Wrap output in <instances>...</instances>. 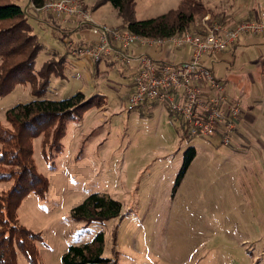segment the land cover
Instances as JSON below:
<instances>
[{
  "label": "rangeland",
  "instance_id": "obj_1",
  "mask_svg": "<svg viewBox=\"0 0 264 264\" xmlns=\"http://www.w3.org/2000/svg\"><path fill=\"white\" fill-rule=\"evenodd\" d=\"M79 1L96 25L108 29L123 25L110 3L97 6L99 0ZM182 1L137 0L136 20L164 15ZM202 1L228 11L238 10L243 3ZM246 1L257 11L264 10V0ZM16 3L24 9L29 6V0ZM236 17L242 18L240 13ZM72 19L76 22L71 29L50 16L42 17L48 24L30 19L33 33L44 46L35 70L67 55L63 74L52 79L46 98L58 101L82 92L86 98L102 96V104L68 126L63 152L54 166L44 156L43 136L33 141V159L49 190L44 197L35 193L25 197L17 219L40 234L34 264H63L69 246L88 243L98 232L105 234L103 256L116 264H264V76L260 80L250 62L258 59V49L239 54L235 66L232 59L215 67V76L229 97L238 98L244 115L255 119L250 122L243 117L231 145L226 146L219 135L190 137L161 104L146 103L130 110V70L120 64L73 59L71 50L87 40L89 30L79 28L77 19ZM137 52H150L156 60L165 58L158 49L141 47ZM188 57L186 49L175 50L172 61L181 64ZM231 74L249 78L251 93L243 94L228 84ZM33 100L30 83L18 84L0 98V127L10 129L7 110ZM5 148L0 143V150ZM190 148L196 150V157L177 185ZM0 170L9 172L11 166L1 165ZM12 186L13 181L0 183V197ZM94 193L120 202L122 216L89 226L73 222L72 209ZM17 264L33 263L18 251Z\"/></svg>",
  "mask_w": 264,
  "mask_h": 264
},
{
  "label": "trees",
  "instance_id": "obj_2",
  "mask_svg": "<svg viewBox=\"0 0 264 264\" xmlns=\"http://www.w3.org/2000/svg\"><path fill=\"white\" fill-rule=\"evenodd\" d=\"M29 1L30 6L24 9L16 0H0V98L10 94L16 85L27 83L31 84L34 97L31 102L7 110L6 121L10 129L0 127V143L6 146L5 150H0V166H11L9 172L0 170V183L13 181L11 189L0 197V264H17L18 251L33 264L36 259L40 234L20 225L17 219V210L25 197L31 193L44 197L49 190L47 178L37 171L33 159V141L43 136L44 156L54 166L55 159L63 152L68 126L81 121L83 114L93 106L102 104L99 102L102 96L86 98L82 92L58 101L46 98L52 79L62 76L68 57L64 55L58 61L45 64L40 71L35 70L44 46L33 33L30 19L42 18L36 15L32 6L39 7L52 0ZM104 3H110L122 18L123 25L118 29L143 37L180 36L187 30L198 28L207 15L213 23L228 26L221 14L208 8L202 0H183L177 9L142 21L136 20L137 0H99L97 6ZM195 157L196 150L188 149L177 185ZM122 210L120 202L94 193L72 209L70 218L89 226L118 219ZM104 245L105 234L98 232L88 243L69 246L62 263L116 264L103 256Z\"/></svg>",
  "mask_w": 264,
  "mask_h": 264
},
{
  "label": "built area",
  "instance_id": "obj_3",
  "mask_svg": "<svg viewBox=\"0 0 264 264\" xmlns=\"http://www.w3.org/2000/svg\"><path fill=\"white\" fill-rule=\"evenodd\" d=\"M32 9L41 17L76 18L81 28L89 30L87 40L71 50L73 59L120 64L130 70L132 90L127 97L130 110L146 103L161 104L190 137L219 135L223 145H231L243 107L239 100L229 97L206 59L230 50L244 37L264 35V10L257 19L245 20L234 27L213 23L207 15L197 29L180 36L150 38L96 25L79 0H52ZM141 47L164 51L167 58L155 60L146 53H138L137 48ZM182 49L187 50L189 57L176 64L172 61L173 53Z\"/></svg>",
  "mask_w": 264,
  "mask_h": 264
},
{
  "label": "crops",
  "instance_id": "obj_4",
  "mask_svg": "<svg viewBox=\"0 0 264 264\" xmlns=\"http://www.w3.org/2000/svg\"><path fill=\"white\" fill-rule=\"evenodd\" d=\"M242 1H243V3L242 4L240 3L241 6L237 8L238 10H235L236 9V7H235V9H234L235 11L234 10L228 11V10L220 9L218 7V5L212 8V7H210V5H207L205 2L204 3L206 4V6L208 8L212 9L214 12L221 14V16H222L221 19H223L226 22V24L228 26H230L232 24L235 25V23L237 24V23L244 21V20H254V19H257L259 17L260 11H257L256 9L247 5L246 0H242ZM29 4H30V1H29ZM237 13H240V16L242 18L236 17ZM52 18L55 22L59 23L60 26L69 27L70 29L72 28V23L75 24V22H76V21H73L72 18H67V19H59V18H55V17H52ZM74 20H76V19H74ZM39 21L42 23L48 24L42 20H39ZM79 28H81L80 24H79ZM81 29H83V28H81ZM250 48H257L258 49V52H259L258 59L250 60V62L253 66H255L257 68L258 72H257L256 76L261 80V76H264V35L257 36V37H244L240 41H238L230 50L223 52V53H220L212 59H206V63L209 67L212 68L214 75H215L216 65L230 62L233 59L232 64H233V66H235L236 62H237L238 55L239 54L240 55L245 54L246 51H248V49H250ZM159 51L161 52V50H159ZM146 54H148L152 58H154L150 52H148ZM166 58H167V55L165 54L164 59H166ZM80 64H81L82 69L86 68V65H83V62H80ZM219 80L221 81V79H219ZM226 82H228V84L232 83L235 86V88L242 91L243 94H250L252 91V82L249 78H248V80H242L241 76L231 74V75L227 76ZM235 99L239 100L238 98H235ZM252 109H253V107L249 108L250 111H252ZM243 117H244V120L246 119V121L253 122L255 120L253 117H251L247 114L244 115V112L242 113V117H241L240 121H243Z\"/></svg>",
  "mask_w": 264,
  "mask_h": 264
}]
</instances>
